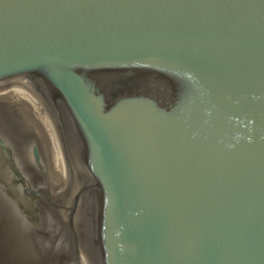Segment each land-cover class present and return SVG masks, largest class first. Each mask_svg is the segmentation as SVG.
<instances>
[{
  "label": "water",
  "instance_id": "1",
  "mask_svg": "<svg viewBox=\"0 0 264 264\" xmlns=\"http://www.w3.org/2000/svg\"><path fill=\"white\" fill-rule=\"evenodd\" d=\"M0 264H264V0H0Z\"/></svg>",
  "mask_w": 264,
  "mask_h": 264
},
{
  "label": "rangeland",
  "instance_id": "2",
  "mask_svg": "<svg viewBox=\"0 0 264 264\" xmlns=\"http://www.w3.org/2000/svg\"><path fill=\"white\" fill-rule=\"evenodd\" d=\"M11 241L16 243L11 216L0 211V244L11 246Z\"/></svg>",
  "mask_w": 264,
  "mask_h": 264
}]
</instances>
